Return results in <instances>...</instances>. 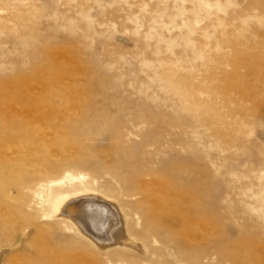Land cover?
Returning <instances> with one entry per match:
<instances>
[{"label": "rangeland", "instance_id": "rangeland-1", "mask_svg": "<svg viewBox=\"0 0 264 264\" xmlns=\"http://www.w3.org/2000/svg\"><path fill=\"white\" fill-rule=\"evenodd\" d=\"M6 129L0 264H264V0H0Z\"/></svg>", "mask_w": 264, "mask_h": 264}, {"label": "bare ground", "instance_id": "bare-ground-1", "mask_svg": "<svg viewBox=\"0 0 264 264\" xmlns=\"http://www.w3.org/2000/svg\"><path fill=\"white\" fill-rule=\"evenodd\" d=\"M60 67L62 68L63 65H60ZM15 125L18 126L17 123H15ZM9 132H10L9 129H6L3 132V134L0 136V142L1 143L7 140L6 136H8ZM11 134H13L14 137H19L20 136L19 133H17V131H15L14 133L11 132ZM2 150H3V152L6 155L7 151L4 148H2ZM3 168H4L3 169L4 172H2V173L0 172V180L7 183V180H6V178H7L6 177L7 176L6 175V166H4ZM168 187L169 186L167 185L166 188H168ZM167 190H169V189H167ZM84 193L85 192L78 191L76 193H59V194H57L55 196L53 202H52L53 213L55 215H57V214L63 215L64 218H65L64 221L67 222L69 220H72L80 228H81V226L78 225V223H80L81 221H82V223H85L86 226H87L86 223H88V225L90 227H93L97 231V233H99V231H101L106 226H109V228H111V229H110V231L108 233L107 238L104 237V241H103V244H102L103 246H107L106 242H105L106 239H110V241L112 243L123 242L124 241V240H122L123 239V235H124L123 227H120L119 226L120 224H118L117 221H113V219L111 218V215L113 216V212H111L109 206L95 204L97 201H95V203H93V201L91 202L89 200L90 196L87 197V195L89 193L88 194L85 193L86 197H84V195H82ZM80 195L83 196L84 198H75V199L73 198V197H76V196L80 197ZM159 195H163V193H159ZM79 199L80 200L83 199L82 200L83 208H81L79 203H77V200H79ZM147 200L152 205L153 204L158 205L160 203V201H161V199H156V198H154V196H151V195L149 197L147 196ZM74 215L78 216L81 221L78 220L79 222L77 223L75 221L76 219L74 220L72 218ZM86 234L88 235V233H86ZM90 239L92 241H95L92 237ZM128 241H129V239H128ZM96 243H98V242H96ZM102 245L98 244V246H100V247ZM139 247L137 246V248H139ZM141 249H142V247H141ZM141 249L139 248L137 250H141Z\"/></svg>", "mask_w": 264, "mask_h": 264}]
</instances>
